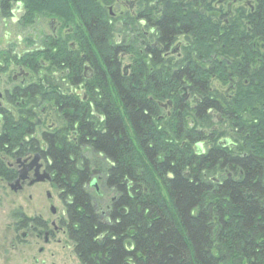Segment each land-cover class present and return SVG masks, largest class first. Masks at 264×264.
Returning a JSON list of instances; mask_svg holds the SVG:
<instances>
[{"label": "trees", "instance_id": "16d2710c", "mask_svg": "<svg viewBox=\"0 0 264 264\" xmlns=\"http://www.w3.org/2000/svg\"><path fill=\"white\" fill-rule=\"evenodd\" d=\"M21 1L32 17L54 18L53 5L56 15L76 17L69 35L93 67L84 80L79 52L59 51L56 38V127L41 138L53 184L67 199V235L80 264H264V49L254 45L264 43V0L252 11L237 6L222 26L213 20L222 0H135L121 43L104 9L113 0ZM132 20L139 50L123 72ZM180 37L178 56L169 50ZM63 78L83 82L86 100L63 93ZM213 81H228L225 92ZM26 120L7 119L14 135L1 136V145L18 147L32 131ZM70 129L76 136L68 141ZM224 133L228 144L202 146ZM82 149L105 164L84 159ZM99 170L115 193L105 212L86 191Z\"/></svg>", "mask_w": 264, "mask_h": 264}, {"label": "flooded vegetation", "instance_id": "af4514ba", "mask_svg": "<svg viewBox=\"0 0 264 264\" xmlns=\"http://www.w3.org/2000/svg\"><path fill=\"white\" fill-rule=\"evenodd\" d=\"M236 1H228V12L224 18V23H227L228 17L231 16L235 9H231V5L236 3ZM252 1L253 3L251 4L250 2L248 5V10L250 11L259 2V0ZM3 5L7 6L8 10L3 9ZM0 14L3 20L10 18L22 26L29 18H31L32 22L33 20L43 22L42 26L47 21V31L43 29V26L38 28L37 35L29 33L31 26L26 24L23 34L16 40H11L9 46L6 45L3 51L0 52V125L3 124V129H5L0 130V137H8L6 131L7 119L15 121L23 118L24 120L27 119L26 122L32 123V131H29L30 133L26 131L22 135L18 147L10 148L8 146L10 142L1 145L0 141V167L10 173L9 176L0 173V181L4 182L12 192L17 193L24 188L43 183L31 182L35 178L34 167L36 164L40 165L38 172L46 171L50 176V183H52L53 174L49 169L51 160L45 157L43 153L49 145L45 144L42 139L38 140L35 135V128L40 123L42 124L45 119L52 117L55 119V108L52 105L55 94L53 78L56 74L53 58L56 50L55 40L59 37L56 35L57 26L54 18L44 15H41L40 19L33 18L31 14H27L25 5L21 0H7V3L0 0ZM70 33L71 29H68L66 35ZM257 44L263 51L264 43L258 42L254 45L256 46ZM69 49L75 50L74 44ZM80 56L84 63L82 66V77L85 80L87 68L84 53L80 52ZM256 60V64H263L261 55L257 56ZM8 66H10L9 69ZM57 74L60 75V73ZM61 81H66V79L63 78ZM61 90L65 93L63 89ZM232 91L234 90L229 91L228 95ZM69 93H71L70 90L65 94ZM81 99L85 101L86 96L83 95ZM52 128L51 123L45 130L51 131L54 129ZM75 136V131H72L71 138L75 139ZM29 140L35 142L34 146L23 150V144ZM36 157H38V160L34 165L33 161ZM45 198L49 205L48 210L51 216L47 215L44 217L37 210L31 214H26L20 208L13 213L14 221L7 225L12 233V239L9 242L10 247L17 248L19 245L28 248L35 247L37 254H43L47 246L51 249L55 242L61 243L62 239H68L66 211L57 213L55 206L52 204V196L48 191L45 192ZM53 255V252L49 254L50 257H53ZM34 260L36 261V258Z\"/></svg>", "mask_w": 264, "mask_h": 264}, {"label": "rangeland", "instance_id": "374dc122", "mask_svg": "<svg viewBox=\"0 0 264 264\" xmlns=\"http://www.w3.org/2000/svg\"><path fill=\"white\" fill-rule=\"evenodd\" d=\"M136 2L137 1L135 0H113V2H111L104 8L106 10L107 16L115 19L116 21V24L114 25L115 30L113 39L117 43H121V41L124 39V36H126L123 31L120 30V26L123 23L122 21L126 23V21L124 20L126 15L124 14L128 12L126 14H130L132 17L136 16V11L138 10ZM250 2L251 4L253 3L252 0H237L236 3L231 5V9H234L237 6H242L244 9L248 10V5L250 4ZM227 4L228 1H224L220 4L213 5L215 9H218L220 11L219 16L213 18V20L219 21L220 26L224 24L223 14L227 12ZM53 7L51 8V11L55 20V25L57 26L56 35L59 37V41H61V43H58V50L60 51L61 49H64L65 51H71L69 48L71 47V44L74 43L75 50L79 52L80 55V52H83V45L79 44L74 32L71 35H66V31L73 27L72 25H74V22H77V18L75 17L70 22L68 21L69 17H62V13H60L61 17L59 15H56V13H54ZM31 12L32 11L27 10V14H31ZM34 15L35 16H33V18L40 19L42 17V14L40 12H36ZM46 22L44 23L43 27V22H36V20H33L32 22L31 18H29L27 21H25L24 26H22L15 20L12 21L10 18H8L7 20H3L0 14V52L3 51V48H5L6 45L9 46L11 40H16L20 35L23 34V30L26 24H28V26H31L29 33H31L32 35H37L38 28L43 27V29L47 31ZM133 29H138L136 20H132V24L128 23V26L125 28V31L129 35L128 38H130L129 42L131 44V55L128 54L122 56L120 66L121 70L124 67L131 66V60L134 57L133 53L139 50V47L137 45L138 41L133 39ZM141 31H143V29H141ZM146 32H148V30H146ZM178 40H182L183 42L184 39L180 37ZM85 64L88 65L91 70H93V67L88 61H85ZM83 65L84 63L80 65V68L78 70H83ZM9 68L10 66H8V69ZM85 73L86 75L90 74L88 70ZM83 84L84 83L82 82V84L80 85H73L71 84V81L66 79V81H63L61 83V89H63L65 93L70 90V92H74V95H76L78 98H81L83 95H85ZM212 86L219 92L224 93L228 87V81L221 83L218 81H213ZM182 93V95L187 96L189 101L190 97L188 96L187 91H183ZM51 123L53 128H55L56 123L54 121V117L45 119L42 124L40 123V125L35 128V135L38 137L39 141L41 140L42 133L47 131L45 129H47V127ZM213 123H217V119L215 117L213 118ZM191 125L192 123L189 122V126ZM221 127H223L222 124L217 125V129ZM0 130H5L3 129V124L0 125ZM6 131L7 135H10L13 139L14 134L12 133V131L10 129H6ZM72 131H74V129H70L66 133L68 141L70 139L72 140ZM130 134L132 133L130 132ZM225 137L231 138L227 133H224L222 136L216 137L214 142L204 140L202 146H204V148L207 150L214 143H217L218 140ZM80 155L84 159L91 161V163L97 161V163H99L100 165L105 164L103 158L88 149H82ZM47 191L52 196V204L55 206L57 213L66 211L67 214V199L64 195L61 194L60 189L55 187L53 181L52 183H50V181H43V183H37L34 186L24 188L17 193L12 192L4 182L0 181V264H80V261L78 260L73 250V243L69 239H62L61 243L55 242L51 246L52 250L49 248V246H47L43 254H37L35 247L28 248L20 245L17 248L10 247L9 242L12 239V233L11 231H9L7 225L14 221L13 213L18 208H20L26 214H31L35 210H37L44 217H46L47 215L51 216L48 210L49 205L47 204V200L45 198V192ZM86 191L91 196L92 202L94 206H96L98 212H105L109 207L113 197L115 196V193L105 185V173L101 172L100 170L90 176L86 185ZM51 252H53L54 254L53 257L49 256ZM34 258H36V261L34 260Z\"/></svg>", "mask_w": 264, "mask_h": 264}, {"label": "water", "instance_id": "95a60500", "mask_svg": "<svg viewBox=\"0 0 264 264\" xmlns=\"http://www.w3.org/2000/svg\"><path fill=\"white\" fill-rule=\"evenodd\" d=\"M180 45V42H178L177 44H175L174 46L171 47L170 52L174 53L178 50V46ZM86 68L88 69V67L86 66ZM126 68L123 69V72H125ZM90 73H92L91 70H88ZM86 79H87V75H86ZM234 83L230 84V88L234 87ZM230 142V140L228 138H224L222 140L219 141L220 144L224 145V144H228ZM196 149L198 151H202V146L200 143L197 144ZM38 157L35 158V160L33 161V164L35 165V163L37 162ZM30 168H32V166H30ZM40 168L39 164H36L34 167V172H35V178L31 181V182H43V181H50V176L46 171L43 172H38V169ZM25 172V170H24Z\"/></svg>", "mask_w": 264, "mask_h": 264}, {"label": "bare ground", "instance_id": "6f19581e", "mask_svg": "<svg viewBox=\"0 0 264 264\" xmlns=\"http://www.w3.org/2000/svg\"><path fill=\"white\" fill-rule=\"evenodd\" d=\"M50 7V6H49Z\"/></svg>", "mask_w": 264, "mask_h": 264}]
</instances>
